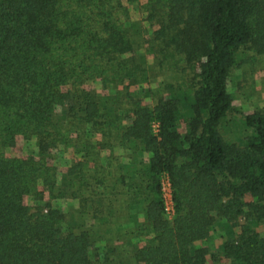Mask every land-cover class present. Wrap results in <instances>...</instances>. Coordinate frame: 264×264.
Returning a JSON list of instances; mask_svg holds the SVG:
<instances>
[{
  "label": "trees",
  "instance_id": "obj_1",
  "mask_svg": "<svg viewBox=\"0 0 264 264\" xmlns=\"http://www.w3.org/2000/svg\"><path fill=\"white\" fill-rule=\"evenodd\" d=\"M247 53L264 0H0V264H264Z\"/></svg>",
  "mask_w": 264,
  "mask_h": 264
},
{
  "label": "rangeland",
  "instance_id": "obj_2",
  "mask_svg": "<svg viewBox=\"0 0 264 264\" xmlns=\"http://www.w3.org/2000/svg\"><path fill=\"white\" fill-rule=\"evenodd\" d=\"M247 59L250 57L252 63L244 64L241 68H236L231 72L229 81L230 93L234 97L233 106L238 110V114H232L227 119V122L220 128V132L226 141H237L241 138V131L236 125L241 116L247 113L254 112L255 109L264 107V62H260L261 57L255 56L253 53H247ZM165 201L168 203V211L172 210L173 203L171 201V186L169 187L168 180L163 179ZM171 201V202H170ZM174 212V210H173ZM164 218L172 220V212H165ZM204 244L218 245L217 236H212Z\"/></svg>",
  "mask_w": 264,
  "mask_h": 264
},
{
  "label": "built area",
  "instance_id": "obj_3",
  "mask_svg": "<svg viewBox=\"0 0 264 264\" xmlns=\"http://www.w3.org/2000/svg\"><path fill=\"white\" fill-rule=\"evenodd\" d=\"M164 178H166V177H163V178H162V180H161V184H162V194H163V199H164V204H165V212H169V211H170V212H172V215H173V214H174V212H173V207H172V210H169V211H168V207H167L168 203L165 201V193H164L165 191H164V189L166 188V186L163 185V183H164V182H163V179H164ZM166 179H167V178H166ZM167 180H168V179H167ZM168 184H169V187H170V183H169V181H168ZM170 190H171V189H170ZM171 195H172V194H171ZM171 201H172V198H171ZM171 201H170V202H171ZM172 203H173V202H172Z\"/></svg>",
  "mask_w": 264,
  "mask_h": 264
}]
</instances>
